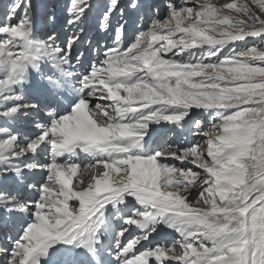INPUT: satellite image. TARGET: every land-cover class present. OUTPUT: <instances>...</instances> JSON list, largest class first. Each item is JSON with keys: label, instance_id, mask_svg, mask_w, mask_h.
<instances>
[{"label": "snow or ice", "instance_id": "obj_1", "mask_svg": "<svg viewBox=\"0 0 264 264\" xmlns=\"http://www.w3.org/2000/svg\"><path fill=\"white\" fill-rule=\"evenodd\" d=\"M0 264H264V0H0Z\"/></svg>", "mask_w": 264, "mask_h": 264}, {"label": "rangeland", "instance_id": "obj_2", "mask_svg": "<svg viewBox=\"0 0 264 264\" xmlns=\"http://www.w3.org/2000/svg\"><path fill=\"white\" fill-rule=\"evenodd\" d=\"M220 2L222 3V2H224V0H220ZM88 175H90V173H88V172H86L85 173V176H88ZM198 198V197H197ZM159 239V238H158ZM171 239V238H170Z\"/></svg>", "mask_w": 264, "mask_h": 264}, {"label": "bare ground", "instance_id": "obj_3", "mask_svg": "<svg viewBox=\"0 0 264 264\" xmlns=\"http://www.w3.org/2000/svg\"><path fill=\"white\" fill-rule=\"evenodd\" d=\"M171 237H169V239H170Z\"/></svg>", "mask_w": 264, "mask_h": 264}]
</instances>
